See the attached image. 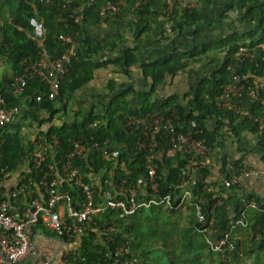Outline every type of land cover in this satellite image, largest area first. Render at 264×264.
<instances>
[{
	"label": "trees",
	"instance_id": "trees-1",
	"mask_svg": "<svg viewBox=\"0 0 264 264\" xmlns=\"http://www.w3.org/2000/svg\"><path fill=\"white\" fill-rule=\"evenodd\" d=\"M57 1L61 0H51L49 2H45V0H20L12 10H9V7L6 6L7 11H5V13L7 14V19H2L0 22V58L6 55L10 61L8 68L13 71L10 76L2 77V82L0 83V96L5 107L19 106L23 103L28 108L30 116L33 119L37 118V115H35L36 113H34V106L46 109L48 119L59 108H64L66 96L91 78V67H95V64L91 60H87L89 54L96 53L97 49H102V47L97 44L92 47L87 41L81 40V35H83L81 34L83 23L87 20L97 21L99 19L97 16V9L101 0H95L92 6L84 11V16L75 25L80 31L79 46L76 50V56L71 63L70 70L59 83L54 99L48 100L46 98V79L39 76H35L29 81L21 95L12 93L10 84L13 77L18 75L21 71L19 61L24 59L26 62L30 63L38 60L41 56L50 61L56 58L62 49L57 40V34L66 31L61 20L68 15V9H62L57 6ZM154 1L155 0H148L141 8H137L133 5V0H125L134 17L131 23L135 29V36L141 34L146 24L150 7ZM257 1L258 0H239L241 4L252 2L257 4ZM256 4L249 6L245 11V15L254 14L256 9L259 11L258 23L252 30L245 33L229 34L218 42H207L183 52L172 49L171 52L159 62H150L141 65L143 74L149 76L151 80L150 87L147 91H135L129 86L120 87L102 107L101 112L98 113L90 110L82 116L78 123H61L58 126H50L42 135L41 141L51 144L52 137L56 139L57 144L52 148L54 154L52 157L48 154L47 158L49 162L54 164L55 171L59 172L62 162L60 156L71 150L72 140L74 138H80L90 143V137H96L98 138L97 142L99 145H102L103 141H108L110 145L116 144L119 146V154L117 162H115L116 169L112 171V176L109 179L107 178L108 181L112 179L115 180L116 173L120 172L121 177L125 179L124 187L134 183L143 186V188L147 190L150 183L148 182L147 170L144 166V151L135 148L134 137L131 135V132L124 127V117L129 114L136 116L153 113L167 114L171 110H174L178 115L176 121L182 126L180 130L185 129L187 124H193L195 128L201 131L198 137H203L209 146L211 145V134L206 129L208 121L215 124L218 122H220V124L225 123L228 133L232 137H239L242 132L252 134L264 132V127H261L257 121V118L262 114V110L255 101L245 98L249 102V117L234 114L227 109H220L214 103V99L220 94L222 86L228 82V70L226 66L233 62L232 55L238 47V44L251 47L264 39V33L260 31L261 25L264 22V5ZM3 5L4 0H0V20L4 13V11H2ZM70 6L74 5L71 4ZM25 12H32L34 18H38L41 31L39 36L34 35L33 26L28 21ZM177 13H179L181 25L184 27L192 25L198 19L195 10L189 7H172L168 16L172 18L177 15ZM69 23L71 24V21H69ZM121 42L124 43V41ZM112 46H114L113 43H109L106 48ZM210 48H222L224 54L221 57V61L213 72L201 78L195 86L189 89V98L186 103L177 102L175 96H152L156 86L162 83L166 76H172L177 71L186 68L189 59L206 53ZM260 57L261 53L259 52L253 60L243 61L236 69L238 73L246 76L250 84L256 85L253 81L254 78L260 79L264 77ZM136 61L133 48L128 45L119 48L118 54L112 59V63L125 75H128L129 67ZM258 92L261 93L260 90H258ZM35 94L42 95L39 102L33 100L32 96ZM131 95L139 100V105L137 107L131 108L126 102L125 98ZM54 100L59 103V107H52ZM95 121V126L90 128L88 125ZM13 127L12 124H8L0 129V168H5L6 172L14 169L20 158L25 157L30 150V148L22 145L21 138L16 132L9 131V129ZM259 139L262 140L261 135H259ZM224 161L225 160H222L221 163V171L223 173H225L223 169ZM71 163L77 166L78 173L83 180H87L86 175L89 171L97 173L104 165L110 164V162L101 159L98 149L90 147L85 155L73 157ZM156 164L155 183L159 194L166 192L168 190L167 187L177 181L178 174L181 172H189L193 165L183 158L172 163L164 159L162 155L156 160ZM28 166L29 174L36 180L37 176L35 171L29 163ZM121 166L125 167L127 173L121 171ZM235 166L237 167L238 164L235 163ZM198 171L201 175V179L195 181L192 186V195L194 198L200 196L203 179L207 176L206 168H198ZM101 178H105L104 175ZM100 186L103 188L106 187L103 184H100ZM58 188L70 190V192H72L69 183H66L64 180L58 184ZM242 197L252 198L255 203L253 207H245L244 219L247 225L243 228L249 229L251 232H257L261 236V240L257 242L253 248L257 252L254 253L251 263L264 264V255L261 257L259 254V252L264 251V203L260 202L253 195L238 196L235 200L232 220L239 218L240 212L244 208L241 202ZM0 200H6V197H0ZM212 203L213 200H208L205 205H202V211L206 217L211 216L210 209ZM166 208L170 212L178 209L173 207ZM142 210L143 209H140L137 212ZM251 211L254 212L253 220L249 216ZM134 217L135 216L130 218L128 222L118 230L117 224L127 220V218L123 221L117 220L113 212H106L97 216L94 219L97 226L101 222L113 221L117 230L114 234L113 242H108L104 239V236L99 233L96 225H88L86 231L80 236L77 247L68 254L66 260L67 264H112L114 247L123 238H128L130 240L131 253L142 261L141 256L133 251V246L140 244L142 240V228L140 227V229H137L138 224H136L133 219ZM229 224L230 222L228 225ZM188 225L191 231L201 234L195 221L189 220ZM227 228L228 226L225 224L219 226V230L222 233L225 232ZM132 232L133 235L130 236ZM153 232L154 230H150L147 235L148 238L151 237ZM198 244L199 246L204 244L210 249L204 238L201 242H198ZM232 244V250L234 251V243L232 242ZM191 257L189 264H195L198 258H196L195 255Z\"/></svg>",
	"mask_w": 264,
	"mask_h": 264
},
{
	"label": "built area",
	"instance_id": "built-area-1",
	"mask_svg": "<svg viewBox=\"0 0 264 264\" xmlns=\"http://www.w3.org/2000/svg\"><path fill=\"white\" fill-rule=\"evenodd\" d=\"M147 1L133 0V5L141 8ZM163 1L168 14L173 7L174 0ZM45 2L49 1L45 0ZM94 2L95 0H84L77 6H70L63 1L56 2L60 8L68 9V15L61 20L66 31L57 34V40L62 49L59 55L50 61L43 56L30 63L24 59L19 61L21 71L13 77L10 84L13 94L21 95L29 81L39 76L46 79V98L54 99L59 83L70 70L79 46L80 31L75 25L84 16V11ZM122 2L125 0H101L97 9L98 18L103 19L112 15ZM28 21L31 23V20L28 19ZM259 52L264 71V39L251 47L238 44L232 55L233 62L226 66L228 82L222 86L214 103L220 109H227L234 114L249 117L248 108L239 107L237 101L242 98L255 101L262 110L257 121L261 127H264V87L250 84L244 74L236 71L243 61L253 60ZM9 65L8 57L2 56L0 74ZM41 96L35 94L32 98L35 102H39ZM18 114V106L5 107L0 96V129L15 119ZM177 118L178 115L174 110L167 114L153 113L142 116L129 114L124 117V127L134 137L135 148L144 151V166L150 183L147 190L150 192L144 188L139 190L138 185L134 183L124 187L125 179L121 177L120 172L116 173L115 180L108 181L112 176V171L116 169L115 162H117L119 153L113 151L108 141H103L102 145H99L96 137H90V143L74 138L71 150L60 156L62 162L59 172H56L54 164L47 160L49 149L52 150L57 144L56 139L52 137L51 144L41 140L34 142L25 158L35 171L37 179L34 180L27 169L6 195L2 189L6 170L0 168V197H6V200H0V264H26V259L33 250L32 232L38 225L49 229L56 237L71 242L85 226H95L94 219L106 212H113L117 220L123 221L140 209L179 208L185 205L191 206L195 224L198 225V230L208 247L213 251L223 253L224 259L229 257L233 248L232 232L235 228L246 227L245 207H253L254 200L242 197L241 202L244 208L239 218L230 221L228 228L216 241L207 237L212 229L213 220L211 216L206 217L202 211L200 199L192 195L195 180L190 170L207 168L210 146L203 137H198L201 131L193 124H187L185 129L180 130L182 126L176 121ZM95 124L96 121L88 126L93 128ZM89 147L98 149L101 159L110 164L104 165L97 173L89 171L86 175L87 180H83L78 173L77 166H74L71 160L75 156L85 155ZM161 155L172 163L183 158L193 165L189 172L179 173L177 181L168 186L166 192L159 194L155 178L156 160ZM223 169L225 173L219 171L217 176L224 188L237 185L248 177L259 178L264 183V158L259 168H251L244 163L236 167L234 161L226 159ZM106 171L107 176H105ZM121 171L127 173L123 166H121ZM103 175L105 178H101ZM63 180L69 183L72 192L58 188V184ZM100 184L106 187L103 188ZM96 227L104 239L113 242L117 231L113 221L101 222ZM67 256L68 253L60 264H67ZM112 264H141L140 258L131 253L128 238H123L114 247Z\"/></svg>",
	"mask_w": 264,
	"mask_h": 264
},
{
	"label": "crops",
	"instance_id": "crops-1",
	"mask_svg": "<svg viewBox=\"0 0 264 264\" xmlns=\"http://www.w3.org/2000/svg\"><path fill=\"white\" fill-rule=\"evenodd\" d=\"M61 1L77 6L84 0ZM19 2L20 0H14V2L4 0L2 7L4 13L0 22L2 19H7L6 6L12 10L14 3L16 5ZM255 4L254 2L241 4L239 0H183L177 6L174 2L173 7L192 8L198 16L192 25L184 27L181 25L179 13L169 18L164 1L155 0L150 7L146 24L138 36H135V29L131 23L134 17L126 2H122L118 10L108 17L97 21L87 20L82 25L81 40L87 41L92 47L96 44L102 47V49H97L96 53H90L87 58L95 64V67H91V78L68 94L64 108H59L49 119L46 109L34 106L37 118L33 119L28 108L23 103L20 104L19 114L8 123L14 126L9 131L16 132L21 138L22 145L31 148L34 142L42 139V135L50 126H58L61 123H78L82 116L90 110L101 112L102 107L120 87L129 86L135 91H147L151 80L149 76L143 74L141 65L159 62L172 49L183 52L207 42H218L229 34L250 31L254 26H250L249 18L245 19L242 16H248L245 15V11ZM260 4L264 5V0H258L257 5ZM258 13L256 9L254 14ZM35 21L38 24V30L33 27V32L35 36H39L41 31L38 18ZM260 31L264 33V22ZM109 43H113L114 46L106 48ZM124 45L133 48L137 60L129 67L128 75L123 74L112 63V59L118 54V49ZM223 54L222 48H210L206 53L194 56L187 61L186 68L177 71L172 76H166L162 83L156 86L152 96H175L177 102L186 103L189 98V89L195 86L201 78L214 71ZM12 73V70L6 68L3 74H0V83L2 77H8ZM253 81L256 85L264 87V77L254 78ZM125 100L131 108L139 105V100L133 95L127 96ZM248 103L245 98H242L238 101V106L248 108ZM52 107H59V103L54 100ZM206 129L211 134V145L206 168L207 176L203 179L202 191L198 199L201 205H205L208 200H213L210 209L213 226L207 237L216 241L222 234L219 226L221 224L228 226L233 218L235 200L238 196L253 195L264 203V183L259 178L248 177L236 186L224 188L217 176L221 171L222 160L226 159L238 165L244 163L251 168H259L264 155V132L259 134L242 132L239 137H232L225 123L215 124L211 121H208ZM259 135L262 140L259 139ZM110 147L119 149L116 144ZM53 154L50 148L49 156L52 157ZM28 167L27 159L22 157L14 169L6 172L2 188L5 195L24 175ZM190 171L195 181L201 179L198 169L193 168ZM138 187L139 190L143 189L141 185ZM249 216L253 220L254 212L251 211ZM87 228L88 226H85L73 241L67 242L56 237L49 229L38 225L32 232L33 250L26 259V264H44L46 261L48 264H60L64 256L77 247L80 236ZM199 235L191 234L187 240L193 243L201 242L204 237L202 234ZM260 240L261 236L257 232L235 228L231 236L234 251L232 250V254L226 259L223 253L200 246H193L183 254H186L184 257L188 259L195 255L198 258L195 264H252L254 253L257 252L253 248ZM259 254L262 257L264 251Z\"/></svg>",
	"mask_w": 264,
	"mask_h": 264
},
{
	"label": "rangeland",
	"instance_id": "rangeland-1",
	"mask_svg": "<svg viewBox=\"0 0 264 264\" xmlns=\"http://www.w3.org/2000/svg\"><path fill=\"white\" fill-rule=\"evenodd\" d=\"M10 1L14 2V0ZM182 1L183 0H174L176 5L180 4ZM12 7H15V3ZM25 15L29 20H31L33 27L38 30V24L35 21L36 18H34L33 13L25 12ZM242 17L245 19L249 18L250 26H254L253 28H255L258 23L259 13ZM113 151L117 152L119 149L113 148ZM107 175L108 173L106 171L105 176ZM133 216H135L133 219L136 224H138L137 229H140V227L142 228V240L140 244L133 246L134 253L141 256L142 264L190 263V259L184 257L182 253L187 252L193 246L199 247V244L190 242L189 239L187 240V237L191 234L200 236L198 232L191 231L188 225L189 220L195 221L191 206L185 205L182 209H176L173 212H170L166 207L142 210L130 216L127 220L117 224L118 230H120L121 227ZM150 230H154V232L151 237L148 238L147 235ZM132 235L133 232L130 236ZM200 247L206 246L202 244Z\"/></svg>",
	"mask_w": 264,
	"mask_h": 264
}]
</instances>
